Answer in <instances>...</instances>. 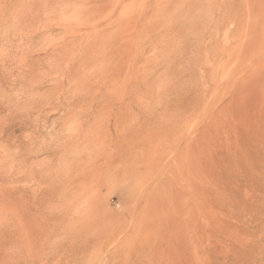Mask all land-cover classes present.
Returning a JSON list of instances; mask_svg holds the SVG:
<instances>
[{
	"label": "rangeland",
	"instance_id": "rangeland-1",
	"mask_svg": "<svg viewBox=\"0 0 264 264\" xmlns=\"http://www.w3.org/2000/svg\"><path fill=\"white\" fill-rule=\"evenodd\" d=\"M0 264H264V0H0Z\"/></svg>",
	"mask_w": 264,
	"mask_h": 264
}]
</instances>
